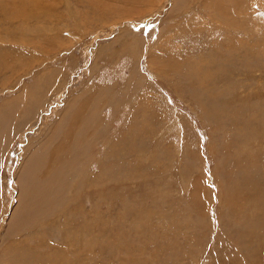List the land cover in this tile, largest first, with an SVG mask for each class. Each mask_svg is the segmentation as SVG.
Returning a JSON list of instances; mask_svg holds the SVG:
<instances>
[{
	"label": "rangeland",
	"instance_id": "1",
	"mask_svg": "<svg viewBox=\"0 0 264 264\" xmlns=\"http://www.w3.org/2000/svg\"><path fill=\"white\" fill-rule=\"evenodd\" d=\"M0 264H264V0H0Z\"/></svg>",
	"mask_w": 264,
	"mask_h": 264
},
{
	"label": "bare ground",
	"instance_id": "2",
	"mask_svg": "<svg viewBox=\"0 0 264 264\" xmlns=\"http://www.w3.org/2000/svg\"><path fill=\"white\" fill-rule=\"evenodd\" d=\"M211 3H213V2H211ZM220 5H221V4H220ZM218 6H219V5H218ZM222 6H223V5H222ZM218 8L220 9V7H218ZM221 9H222V8H221ZM221 9H220V10H221ZM26 10H27V9H26ZM212 12H213V11H212ZM219 14H220V13H219ZM217 16H218V15H217ZM218 17H219V16H218ZM218 21H219V20H218ZM179 65H180V64H179ZM85 138H86V137H85ZM64 139L67 140L66 137H64ZM74 140H75V141L77 140V136H76V135L74 136ZM117 141H118V140H117ZM64 142H65V141H64ZM62 145H63V147H64V153H63L62 156H60V157H63V156H65V155H67L68 150H69V147L72 148V149H74V150H76L75 147H74L73 145H64L63 143H62ZM57 148H58V147H57ZM123 150H124V149H123ZM59 154H60V153H59ZM238 158H239V157H238ZM44 159H46V158L43 157V158H42L41 160H39L38 162H37V161L34 162L35 164H37V163H38V164H37V167L34 169V171L32 170V171H33L32 174H34V175H32V174H31V175H32L33 177L35 176V178L37 179V182H38V183H40V180L43 181V184L41 185L40 190H42V189L45 190V197H44V198H41V197H40V198H41L42 200H43V199H44V200H47V199H49V198H53V197H52V192H50V191H51L52 188L54 189V187L56 186L57 183L55 184V182L57 181V179H56L55 182L52 181V179L55 178L57 175H56L55 173H53L50 177H48V181L45 180L46 178H44V175L41 174V168H42V165H43ZM83 159H85V157H84ZM88 160H89V159H87V161H88ZM50 161H51V160H50ZM85 161H86V160H85ZM87 161H86V163H87ZM34 163H33V164H34ZM57 165H59V161H56V162L53 164V166H57ZM63 167H64V165H63ZM67 167H68V166H67ZM29 168H30V167H29ZM29 168H28V169H29ZM33 168H34V166H33ZM72 168L75 169V167H72ZM28 169H27V171H28ZM30 169H32V168H30ZM55 170H56V169H55ZM29 172H30V171H29ZM29 172H27V173L29 174ZM56 172H57L58 174L60 173V171H58V170H57ZM26 175H27V174H26ZM29 175H30V174H29ZM29 175H28V177L31 176V175H30V176H29ZM32 176H31V177H32ZM47 176H48V175H47ZM35 178H34V179H35ZM31 181H32V180H31ZM33 182H34V180H33ZM37 182L35 181L34 183L37 184ZM34 183H33V184H34ZM58 183H59V180H58ZM31 184H32V183H31ZM33 184H32V187H33ZM29 186H31V185H29ZM32 187H31V188H32ZM34 187H35V188H32V189H35L36 191L38 190L37 192H39V194H40V190H39V186H38V184H37V186L34 185ZM36 187H37V188H36ZM28 188H30V187H28ZM55 189H57V188H55ZM28 190H30V189H28ZM35 190H34V192H36ZM26 192H27V191H26ZM32 193H33V191H32ZM32 193H31V194H32ZM27 194H30V193H27ZM37 195H38V194H37ZM41 199H40V200H41ZM42 200H41V201H42Z\"/></svg>",
	"mask_w": 264,
	"mask_h": 264
}]
</instances>
